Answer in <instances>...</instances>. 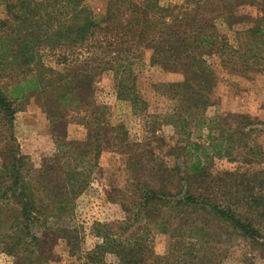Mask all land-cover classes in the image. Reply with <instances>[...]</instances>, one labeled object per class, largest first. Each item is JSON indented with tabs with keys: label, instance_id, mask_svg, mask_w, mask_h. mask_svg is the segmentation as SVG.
<instances>
[{
	"label": "trees",
	"instance_id": "obj_1",
	"mask_svg": "<svg viewBox=\"0 0 264 264\" xmlns=\"http://www.w3.org/2000/svg\"><path fill=\"white\" fill-rule=\"evenodd\" d=\"M86 1L4 0L0 254L14 264H50V234L63 238L69 255L80 264H210L211 255L202 252L214 255L218 248L213 245L228 236L264 245V170L217 178L205 167L206 152L229 156L235 142L243 144V156L257 158L258 147L246 141L257 122L233 115L232 121L242 127L231 129L228 124L224 134L221 125L230 120L209 118L208 147H180L182 160L172 168L143 165L147 155L132 151L125 126L109 124L106 106L94 99L97 78L109 72L116 98L127 102L134 114L145 113L149 104L138 90L135 72L143 65L140 53L150 50L151 66L182 75L180 81L160 86L174 102L164 122L186 135L191 121L200 124L202 112L213 102L216 77L209 57L239 74L264 63V0H107L99 17ZM253 4L257 16L237 12ZM45 50L56 53L54 64L44 61ZM34 96L51 124L63 122L70 113L86 130L84 140L57 142L53 160L38 168L21 152L14 134L20 102ZM214 128L220 137H212ZM107 135L126 154L124 188H115L109 196L124 215L94 221L92 232L98 240L85 250L82 228L70 221L77 199L99 169ZM157 234L169 239L162 255L154 248ZM180 237L188 240L187 248L176 255L173 240Z\"/></svg>",
	"mask_w": 264,
	"mask_h": 264
},
{
	"label": "rangeland",
	"instance_id": "obj_2",
	"mask_svg": "<svg viewBox=\"0 0 264 264\" xmlns=\"http://www.w3.org/2000/svg\"><path fill=\"white\" fill-rule=\"evenodd\" d=\"M182 3L183 0H163ZM107 0H87L95 15L103 14ZM239 14L257 16L259 9L256 4L245 5L237 9ZM7 16L5 2L0 0V21ZM45 62L54 64L55 54L43 51ZM150 50L140 53L143 65L136 68L137 87L141 95L148 101L145 113L134 114L129 104L115 96L113 77L109 72L99 76L94 84V99L106 106L109 124H123L127 131V142L135 153H145L143 165L156 164L166 168L174 167L183 156H179V148L188 143H197L208 147L211 143L209 128L206 121L218 117L228 119L229 123H222L224 134L228 132V124L233 129L237 123L231 117L244 114L257 124L254 131L247 136L250 146H257V158L243 156V144L235 142L234 150L229 156H218L214 152H206L205 167L213 177L222 178L227 173H242L264 170V63L258 70L246 74H239L223 67L219 58L209 57L208 63L213 70L216 81L212 91V104L201 114L200 124L191 121L187 127V134L182 135L171 125L164 122L165 115L174 108L173 100L164 96L161 84L180 81L179 72H169L158 66H151ZM79 92L84 93L83 89ZM19 111L15 115L14 134L20 150L27 155L35 168L41 163L53 160L57 142L69 143L86 138L85 128L73 122L72 114H67L63 122L51 124L48 114L41 107L37 97H30L20 102ZM204 119V121H203ZM214 125V123L212 124ZM238 129L242 127L238 124ZM246 130V129H245ZM212 137H220L219 130L212 132ZM185 154V152H183ZM244 158L252 161H245ZM126 168V154L119 152L111 142L110 135L105 139L104 149L99 158V169L92 175L90 185L76 201L75 217L70 225L82 228L83 248L92 247L98 240L92 232L94 221H114L123 218V211L117 202L109 200L114 195L115 188H124ZM225 235V234H224ZM225 237V236H224ZM227 241L218 242L213 248L218 251L212 255L211 250H204L201 255H211L210 264H264V245L236 235L228 236ZM183 237L173 240L176 244V255L187 248ZM172 242V243H173ZM169 239L165 234H157L154 238L156 253H166ZM215 243V242H214ZM46 252L50 264H80L79 260L68 253L63 238L51 235L46 245ZM200 260V259H199ZM203 263H209L208 261ZM0 264H14L12 258L0 254Z\"/></svg>",
	"mask_w": 264,
	"mask_h": 264
}]
</instances>
